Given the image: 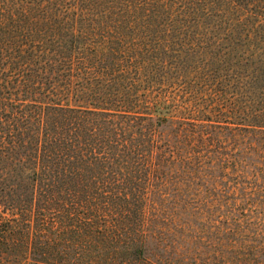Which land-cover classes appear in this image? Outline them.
Returning <instances> with one entry per match:
<instances>
[{
  "label": "trees",
  "instance_id": "obj_1",
  "mask_svg": "<svg viewBox=\"0 0 264 264\" xmlns=\"http://www.w3.org/2000/svg\"><path fill=\"white\" fill-rule=\"evenodd\" d=\"M175 7L194 20L242 13L231 27L250 52L252 150L264 133V56L253 57L264 55V0H0V264H153L156 244L164 254L148 215L153 175L198 161L213 133L140 94L119 52L87 38L97 23L177 20Z\"/></svg>",
  "mask_w": 264,
  "mask_h": 264
},
{
  "label": "rangeland",
  "instance_id": "obj_2",
  "mask_svg": "<svg viewBox=\"0 0 264 264\" xmlns=\"http://www.w3.org/2000/svg\"><path fill=\"white\" fill-rule=\"evenodd\" d=\"M174 14L177 20L151 28L154 18L145 15L122 29L97 23V35L87 38L119 52L140 94L166 103L169 115L196 123L197 131L213 133L195 147L198 161L162 166L153 175L148 215L164 233V254L158 256L157 244L150 247L153 264H264V133L246 149L243 78L250 52L243 26L231 27L242 13L194 20L175 7ZM246 156L254 161L253 175L243 174Z\"/></svg>",
  "mask_w": 264,
  "mask_h": 264
}]
</instances>
